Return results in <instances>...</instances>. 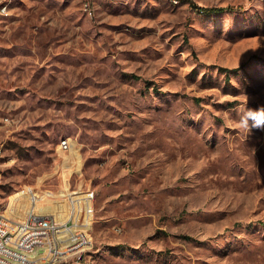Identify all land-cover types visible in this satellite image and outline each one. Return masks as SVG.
Returning a JSON list of instances; mask_svg holds the SVG:
<instances>
[{
    "label": "rangeland",
    "instance_id": "rangeland-1",
    "mask_svg": "<svg viewBox=\"0 0 264 264\" xmlns=\"http://www.w3.org/2000/svg\"><path fill=\"white\" fill-rule=\"evenodd\" d=\"M261 105L264 0H0V215L93 191L83 264H264Z\"/></svg>",
    "mask_w": 264,
    "mask_h": 264
},
{
    "label": "built area",
    "instance_id": "built-area-1",
    "mask_svg": "<svg viewBox=\"0 0 264 264\" xmlns=\"http://www.w3.org/2000/svg\"><path fill=\"white\" fill-rule=\"evenodd\" d=\"M61 144L69 148L70 141L64 139ZM85 194L86 221L76 215L75 208L63 222L57 221L52 214L33 209L22 219L0 215V228H4V235H0V264H83V258H78V251L89 243L85 229L90 228L94 209V192L87 191ZM33 197L36 198L35 195ZM35 243H45L41 255H30V247ZM20 249H27L26 260L13 259V251Z\"/></svg>",
    "mask_w": 264,
    "mask_h": 264
},
{
    "label": "clouds",
    "instance_id": "clouds-1",
    "mask_svg": "<svg viewBox=\"0 0 264 264\" xmlns=\"http://www.w3.org/2000/svg\"><path fill=\"white\" fill-rule=\"evenodd\" d=\"M231 124V118H229ZM238 128L245 134H250L253 129L264 130V105L257 108L245 106L239 113L236 121Z\"/></svg>",
    "mask_w": 264,
    "mask_h": 264
},
{
    "label": "trees",
    "instance_id": "trees-1",
    "mask_svg": "<svg viewBox=\"0 0 264 264\" xmlns=\"http://www.w3.org/2000/svg\"><path fill=\"white\" fill-rule=\"evenodd\" d=\"M232 7L230 6H215V7H209V8H206L204 9L203 11H206V12H211V13H220V12H223V11H226V10H231ZM240 66L238 67H235V68H228V67H223V66H219V70L220 71H224V72H231V71H236L237 69H239Z\"/></svg>",
    "mask_w": 264,
    "mask_h": 264
},
{
    "label": "bare ground",
    "instance_id": "bare-ground-1",
    "mask_svg": "<svg viewBox=\"0 0 264 264\" xmlns=\"http://www.w3.org/2000/svg\"><path fill=\"white\" fill-rule=\"evenodd\" d=\"M52 202V201H51ZM8 207H9V210H14L15 209V205H13V203H10V202H8ZM34 210V209H33ZM66 210V209H65ZM66 215V214H65ZM38 255V254H37ZM24 257V256H23ZM18 260V259H17ZM23 260V259H22ZM24 260H25V258H24Z\"/></svg>",
    "mask_w": 264,
    "mask_h": 264
}]
</instances>
